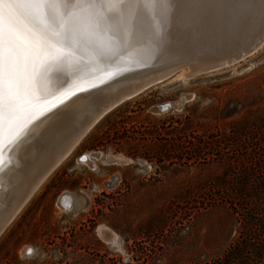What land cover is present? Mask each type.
Here are the masks:
<instances>
[{
	"label": "rangeland",
	"instance_id": "1",
	"mask_svg": "<svg viewBox=\"0 0 264 264\" xmlns=\"http://www.w3.org/2000/svg\"><path fill=\"white\" fill-rule=\"evenodd\" d=\"M262 8L263 13H252L250 32L237 35L235 43L242 36L246 40L235 47L249 45L264 27ZM187 71L188 67L177 70L123 101L88 130L0 235V264H124L135 242L180 240L174 236L176 219L166 222L164 206L169 197L173 202L180 194L182 182L206 178L208 172L197 170L202 159H178L171 151L161 161L159 152L173 149L182 136L195 143L208 132L223 131L242 114L238 110L224 118L221 110L232 98L244 99L263 77L264 44L230 66L184 76ZM164 102L171 103L168 112H151L152 106ZM86 152H100L93 166L77 162ZM113 157L132 162L113 163ZM64 191L74 194L78 202L74 209L65 211L56 205ZM25 245L32 246L34 253L24 252Z\"/></svg>",
	"mask_w": 264,
	"mask_h": 264
},
{
	"label": "bare ground",
	"instance_id": "2",
	"mask_svg": "<svg viewBox=\"0 0 264 264\" xmlns=\"http://www.w3.org/2000/svg\"><path fill=\"white\" fill-rule=\"evenodd\" d=\"M239 3L240 0H157L142 9L138 34L118 45L114 59L98 63L86 54L89 75L69 77L62 86L59 82H44L42 86L51 93L47 103L27 116L26 132L14 144H8L5 133V146L0 149V233L105 112L177 70L188 67L184 76L195 75L206 64H221L252 45L259 46L264 41L263 26L257 37L251 32L254 38L249 45L235 47L244 41V36L239 43L235 40L248 30L252 15L262 12L264 0H247L250 6L246 8L239 7ZM99 154L86 152L85 158L81 156L77 162L93 166ZM111 160L117 164L130 162L115 157ZM59 198L56 204L65 211L78 203L72 192ZM101 235L111 240L103 232ZM24 252L30 254L33 249L27 246Z\"/></svg>",
	"mask_w": 264,
	"mask_h": 264
},
{
	"label": "trees",
	"instance_id": "3",
	"mask_svg": "<svg viewBox=\"0 0 264 264\" xmlns=\"http://www.w3.org/2000/svg\"><path fill=\"white\" fill-rule=\"evenodd\" d=\"M262 76L244 99L224 105V118L242 112L226 129L208 132L195 143L182 136L173 149H163L162 158L172 151L178 159H202L197 170L208 176L182 182L180 194L164 206L166 222L176 219L174 236L180 240L135 242L124 264H264ZM193 189L203 192L191 193Z\"/></svg>",
	"mask_w": 264,
	"mask_h": 264
},
{
	"label": "snow or ice",
	"instance_id": "4",
	"mask_svg": "<svg viewBox=\"0 0 264 264\" xmlns=\"http://www.w3.org/2000/svg\"><path fill=\"white\" fill-rule=\"evenodd\" d=\"M156 2L0 0V149L5 133L14 144L27 116L47 103L44 82L62 86L89 75L86 54L98 63L114 59L118 45L138 34L142 9Z\"/></svg>",
	"mask_w": 264,
	"mask_h": 264
},
{
	"label": "water",
	"instance_id": "5",
	"mask_svg": "<svg viewBox=\"0 0 264 264\" xmlns=\"http://www.w3.org/2000/svg\"><path fill=\"white\" fill-rule=\"evenodd\" d=\"M264 44V42L262 43V44H260L259 46H255V45H252V46H250V48H247V49H245V51H243V52H241V53H238V54H236L235 56H233V57H230V58H227L228 60H225V61H223V63H221V64H212V63H209V64H206V66H203V68H201V70H199V72L198 73H196L195 75H198V74H203V73H207V72H212V71H215V70H218V69H221V68H224V67H227V66H230V65H232V64H234V63H237V62H239V61H241V60H243L244 58H246V57H248V56H250L251 54H253L254 52H256L262 45ZM172 75V74H171ZM171 75H169V76H171ZM190 76H193V75H190ZM159 82H161V81H159ZM159 82H156V83H159ZM156 83H153V84H151V85H149L148 87H150V86H152V85H154V84H156ZM148 87H146L145 89H147ZM144 89V90H145ZM143 90V91H144ZM142 92V91H141ZM140 92V93H141ZM139 94V93H138ZM123 101H121L120 103H122ZM120 103H118L117 105H119ZM117 105H115L114 107H116ZM113 107V108H114ZM171 108V103L170 102H164V103H161V104H156V105H154V106H152L151 108H150V110H151V112H157V113H159V112H164V111H166V110H169ZM112 109V108H111ZM110 109V110H111ZM153 109H157V111H153ZM110 110H108V111H110ZM107 111V112H108ZM107 112H105L100 118H102ZM99 118V119H100ZM88 132V131H87ZM86 132V133H87ZM85 133V134H86ZM84 134V135H85ZM83 135V136H84ZM82 158H85V154L84 155H82ZM65 194H67V192H65V193H63V194H61L60 195V197H63V195H65ZM60 199V198H59ZM101 234H102V232H100Z\"/></svg>",
	"mask_w": 264,
	"mask_h": 264
},
{
	"label": "flooded vegetation",
	"instance_id": "6",
	"mask_svg": "<svg viewBox=\"0 0 264 264\" xmlns=\"http://www.w3.org/2000/svg\"><path fill=\"white\" fill-rule=\"evenodd\" d=\"M170 110V109H169ZM169 110H166V111H164V112H159V113H153V114H160V113H166V112H168ZM78 144V143H77ZM76 146V145H75ZM75 146L73 147V149L68 153V155L63 159V161H61L60 162V164H58L54 169H52V171L46 176V178H44L43 179V181H41V183L38 185V187L36 188V191L34 190L33 191V194L31 193V195H32V197L34 196V194L37 192V190L42 186V184L48 179V177L64 162V161H66V159L68 158V156L71 154V152L74 150V148H75ZM159 154H160V160L161 161H163L164 160V158H162V156H161V154H163V149H161L160 150V152H159ZM82 155H84V154H82ZM81 155V156H82ZM80 156V157H81ZM162 158V159H161ZM132 161L130 160V162L129 163H127V164H130ZM82 164V163H81ZM87 166V165H86ZM89 167V166H88ZM89 168H92V167H89ZM94 168V167H93ZM65 192H68V191H64V192H62L61 194H63V193H65ZM60 194V195H61ZM31 195H30V197H28V199L24 202V204L22 205V207L18 210V212L16 213V216H14L13 217V219L9 222V224L5 227L6 229L8 228V226L16 219V217L21 213V211L24 209V206H26L27 204H28V202L32 199V197H31ZM60 197V196H59ZM59 197L57 198V201L60 203V199H59ZM57 201H56V203H57ZM57 205V204H56ZM73 209V208H72ZM71 210V209H70ZM4 228V229H5ZM2 230L1 232H2V234L5 232V230ZM1 233H0V235H2ZM25 246H27V245H25ZM32 247V246H31ZM33 248V247H32ZM33 253H34V248H33ZM32 253V254H33ZM31 254V255H32ZM30 255V256H31ZM24 256H27V255H24Z\"/></svg>",
	"mask_w": 264,
	"mask_h": 264
}]
</instances>
